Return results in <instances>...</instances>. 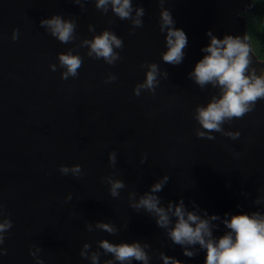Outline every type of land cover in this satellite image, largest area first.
Here are the masks:
<instances>
[{"label":"water","instance_id":"obj_1","mask_svg":"<svg viewBox=\"0 0 264 264\" xmlns=\"http://www.w3.org/2000/svg\"><path fill=\"white\" fill-rule=\"evenodd\" d=\"M165 10L187 38L178 64L162 59ZM252 10L251 0H130L122 18L97 0H0V223L10 222L0 232V264H93V257L129 264L102 241L139 244L147 264L165 257L205 264L199 244L168 235L172 212L160 226L155 212L135 207L145 194L165 211L182 202L208 221L213 238L230 231L224 221L232 215L264 214V99L220 131L203 129L196 110L218 98L220 86L190 76L206 54V32L243 38L240 13ZM53 17L72 23L68 41L41 24ZM104 32L121 41L111 63L89 54V42ZM60 54L80 58L75 75H62ZM250 60L261 75L264 63L251 49ZM151 65L155 82L140 87ZM61 165H79V173H62ZM112 181L123 184L116 196Z\"/></svg>","mask_w":264,"mask_h":264},{"label":"clouds","instance_id":"obj_2","mask_svg":"<svg viewBox=\"0 0 264 264\" xmlns=\"http://www.w3.org/2000/svg\"><path fill=\"white\" fill-rule=\"evenodd\" d=\"M111 3L113 10L120 17L124 18L130 12V0H97V7H104ZM142 14V10H137V15ZM161 30L167 26L166 45L167 51L162 55V59L172 64H178L182 57V49L186 46L187 38L185 32L180 28H174V21L169 12L161 13ZM139 24V20L134 21ZM41 24L49 26L53 36L61 42L70 39L73 25L68 21H62L59 17L49 20H42ZM209 43L202 48L206 53L194 65L191 78L200 86L207 82L220 86L218 98L214 97L206 106L198 107L196 119L203 129L220 131L221 123L232 117L239 118L254 107L258 99H264V70L261 75H255L248 66L250 60V45L248 37L225 35L222 39H217L210 31L206 32ZM121 41L114 35L104 32L93 38L89 42L90 55L94 53L96 57H104L109 63L115 59L112 51L113 45L119 47ZM61 65L66 66L63 76L75 75L76 69L80 65V58L70 54H60L58 57ZM264 60V55L260 57ZM247 73V74H246ZM156 66L151 65L146 74L144 84L140 87L151 88L155 82ZM198 136L206 135L205 132L197 130ZM235 138L238 133L230 134ZM211 138V137H209ZM110 161H114V154L109 155ZM60 171L74 175L79 173V165L69 169L61 165ZM165 180L167 177L164 178ZM163 182V181H162ZM161 182V183H162ZM161 183L153 185L152 191H158ZM123 187L122 182H111V194L117 195V190ZM158 200L151 194H145L140 198L135 207H144L146 210L155 212L158 216L157 223L166 226L169 223L168 212L176 217L174 226L169 231L170 238L178 244H199L205 251V264H264V214L253 212L251 214L240 213L232 215L224 221L228 231L224 235L213 238L207 220L200 219L191 212H185L183 203L172 209L170 204L168 211L158 207ZM227 215V214H226ZM216 217L213 216L212 219ZM10 226V222L0 223V232ZM107 228V225H100ZM111 231L110 228H108ZM107 252L113 254L118 261H128L131 259L144 261L147 264V257L137 243L112 245L106 241L101 242ZM192 255L191 252H185ZM95 264V257H93ZM164 264H169V258H164ZM171 264H176L172 261Z\"/></svg>","mask_w":264,"mask_h":264},{"label":"trees","instance_id":"obj_3","mask_svg":"<svg viewBox=\"0 0 264 264\" xmlns=\"http://www.w3.org/2000/svg\"><path fill=\"white\" fill-rule=\"evenodd\" d=\"M252 11L241 12L246 27L250 49L257 60L264 55V0H251ZM264 70V65H263Z\"/></svg>","mask_w":264,"mask_h":264}]
</instances>
